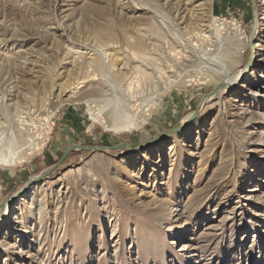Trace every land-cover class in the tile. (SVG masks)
<instances>
[{"label": "rangeland", "instance_id": "obj_1", "mask_svg": "<svg viewBox=\"0 0 264 264\" xmlns=\"http://www.w3.org/2000/svg\"><path fill=\"white\" fill-rule=\"evenodd\" d=\"M195 1L193 6L205 20L198 25L190 18L172 21L155 0H0V98L12 99L7 105L17 103V116L23 119L19 122L14 111L0 108V149L7 124L20 149L30 146L26 160L0 166V207L8 196L23 189L21 196L40 184L38 195L46 214L42 221L35 209L23 211L28 234L17 233L21 237L16 241L28 238L30 249L17 243L0 264H264V90L257 97L244 93L239 88L245 80L230 92L223 89L212 96L195 120L172 136L178 145L171 154V140L159 142L161 149L159 143L150 145L154 150L149 162L139 155L150 146L133 154L74 151L51 173L29 182L72 145L134 148L188 119L223 80L208 76L197 59L200 51L206 58L212 54L215 41L214 31L209 40L196 37L202 24L215 23L223 38L236 42L240 35L245 44L241 55L227 60L229 74L243 71L250 58L248 71L264 73V49H255L264 42V8L256 0L253 6L250 0ZM178 29L190 38L191 49L176 39ZM139 31L148 50L133 49L131 41ZM177 45L192 59L185 75L192 79L161 91L156 84L161 74H145L141 65L160 66L158 52ZM105 48L113 57L101 55ZM91 49L103 57L105 67L79 84L76 96L92 98L95 89L109 90L111 97L106 98L115 97V103L95 96L92 108L105 107V125L117 108L134 119L137 128L112 132L93 122L84 103H65L50 117L59 93L49 96L51 83L74 84L89 75L87 68L76 70L82 59L75 52H88L83 57L89 60L95 54ZM126 60L135 67L129 76L134 78L132 86L113 88V70ZM133 155L135 174L144 167L143 178L115 181V167ZM154 161L161 162L152 165ZM101 188L109 202L97 209L94 196ZM147 229L156 234L157 247L151 250L140 242ZM81 232L89 239L85 251L74 244V234Z\"/></svg>", "mask_w": 264, "mask_h": 264}, {"label": "bare ground", "instance_id": "obj_2", "mask_svg": "<svg viewBox=\"0 0 264 264\" xmlns=\"http://www.w3.org/2000/svg\"><path fill=\"white\" fill-rule=\"evenodd\" d=\"M155 1L159 2L161 6L165 7L168 10V12L170 13L172 17V21H175V20L183 21L186 18H190L191 20H193V22H196L195 25H198L197 23L199 22H202V23L205 22V20H203V17L199 14L198 10L196 9L197 6H193V3L196 2L195 0H155ZM256 1H257L256 4H258L259 7L264 8V0H256ZM262 19H264V17ZM176 31H177L176 33L178 34L177 36H179L180 38H178L176 35L175 37L180 42V44L184 45L185 49L186 48L191 49L192 47L190 45L191 43L190 38L185 39L186 36L183 33H181L179 29ZM211 31H214L213 36L215 39L214 44H213V49L211 50L213 53L210 55H207V58H206V54L202 53L201 51L197 54L198 56L197 59L202 60L200 61L201 65L203 66L201 69H203L204 72L207 71V75L210 77H216V76L223 77L222 83L225 86L224 89H226L229 92L236 85L240 86L239 85L240 82L245 80L244 83L240 86L239 90L242 89L244 93L249 92V94H252L256 97L263 95L264 83L260 81L262 80L264 73L262 74L261 71H259L258 73L247 71L245 74H243V71L240 70V71H237L235 74H232V75L229 74V64L230 63L227 60L233 59L234 56L237 54L241 55L244 50L245 44L240 41L241 40L240 35H237L238 39L236 42H229L226 37L225 38L222 37V34L219 32V27L215 23H213V25L202 24L201 29H199V31L195 33V35L196 37L201 38V40L203 38H204L203 40H206V39L209 40ZM107 34L110 40L114 39V36L111 33H107ZM138 35H139L138 37L133 38L131 41L133 49L140 51L143 49L146 50L147 48L148 50L149 43L145 41L146 39L145 40L143 39V37L145 38L144 34L141 33V31H139ZM181 35L183 36L182 38H181ZM150 45L154 46L153 44H150ZM177 47L178 45L176 47L175 46L171 48L168 47L166 49L167 52L165 51L163 52L161 51L160 53L158 52L159 54L158 56L161 57L160 66H152L151 64L141 65V66H144L145 68L143 70V73L145 74H149L151 76V73H148V72L146 73V70H150L153 73L156 72L158 74H161L158 76L160 80L156 81V84L160 85V87L162 88L161 91H165V89L168 86L184 84V83L189 82L188 79L190 80L192 79L191 76H185L187 74L186 68L189 65L187 61L189 62L192 59L189 58V56H187L188 51L183 50V48H177ZM258 48L264 49V42L257 43L255 45V49L257 50ZM150 50L154 52L158 51L154 49L153 47L152 48L150 47ZM90 51H95V54H91L93 58H87L89 60H86L83 57V55H89L88 52L81 51V50H78L77 52H75L77 56L76 58L82 59V62L80 63L79 68L76 70L81 71V70H85L86 68L89 69L88 71L89 75L87 74V76L82 77L81 78L82 80L80 82L77 81L76 83L73 84L66 80L65 83L55 84L51 81L52 83H51L50 89H48L49 92L47 93L49 94V96H52L56 90H59V93L56 97H54L55 101L51 105L52 110L50 112V117L54 116L57 110L65 103H84L87 106L88 111L91 115V119L93 120L94 123H98L102 125H105L106 123H108L106 122V117L103 114L105 107L103 106L98 109H94L92 107L93 105L97 103V100H98L94 98L95 96H99V98L106 101V103H109V104L115 103V100H116L115 97L112 99L106 98L109 96L111 97V94L108 93L109 90L107 91L104 89H95L92 91L93 92L91 96L92 98H90L88 94L86 95L82 94L80 96H76L75 94L76 92H74V90L77 89V86L79 84L85 83L86 79L90 77L91 75L94 76V73L96 71L104 70L105 60L103 59V57H100V55H98L96 50L94 49L93 50L91 49ZM101 55L105 56V59L113 57V54L108 53V48L103 49ZM170 55H172L173 57H171ZM74 59L75 58H73L72 60ZM257 63H259V61H257ZM134 69L135 67H131V65L127 62V60L124 61V63L121 61V67L116 70H113L112 80L115 83V85L114 86L112 85V87L118 89L123 84L126 86V88H128L134 81V78L131 79V77H129L131 70H134ZM67 93H70V95L67 96L66 99H62V96L64 95L66 96ZM8 96L10 97V95ZM210 99L211 98L207 99L204 102V104L207 103ZM9 101H12V99L8 98L7 96L1 97L0 98V108H5L7 110L14 111L15 113L14 115H16L15 117L18 119L19 122H21V120H23L21 119L22 116H17L19 105H17V103L7 105L6 103ZM111 113H112L111 114L112 120L108 125H105V127L109 128L110 131L122 133V132H127V131H130L138 127L134 119H130L129 117L126 118L125 115L119 111V109L116 108ZM186 119L187 118L184 119V122ZM2 128H3V133L5 134V137H4L5 143L3 145V148L5 147V149L3 148L0 149V152L4 150L5 151L4 153L2 152L0 154V166H4V167L12 166L13 167L16 164H19L22 160L27 159L26 157L27 149L26 148H30V146L26 145L24 146V148L20 149L16 141L14 132L11 129V125L7 124L3 126ZM45 134L47 133L45 132ZM172 136H170L167 139V140H171V142L168 144V147H169L168 150L170 151V154L172 151H174L176 144H177V140ZM38 137H40V135H38ZM159 142H166V141H159ZM158 146L161 149L163 146V143H159ZM153 147L154 146H150L146 152L141 153V155H139L140 158L149 162V160L151 159V154L154 150ZM35 149H37V146H35ZM130 154H133V153H130ZM135 160H137V158H135L133 155V156H129L128 160H124L123 161L124 163L119 162V167H115L114 169L115 171L111 175L112 178L115 181H122V179L131 181L136 177V175H138L142 179L144 176V167L142 168L141 173L135 174V170H134L136 166ZM160 162L161 161H158V162L154 161L152 165H159ZM131 188L132 187H130V189ZM39 191H40V184H34L33 186L30 187V189L26 193L22 194L21 196L20 195L17 196L13 200V203L12 201L10 202L8 201L7 203H5L4 209L0 213V259L2 257H5L6 254L13 252V249L17 245V243H20V246L24 247V249L26 248L30 249L29 242H31V240H29L28 238H24L22 240L16 241L17 239H20L21 237V235H17V233L28 234L24 230L26 228L25 227L26 225L22 217L24 210H27V212L29 213L32 211V209H35V211H37V215L41 216V217H38V219L42 221L44 220V217L46 216L45 211H44L45 207L42 202V199H39V195H38ZM94 198L95 199L93 203L96 205L100 203L106 204L109 202L107 200V192L105 188H101L100 191L96 192ZM98 207L99 205L97 206V209ZM97 209H96V212L101 214L99 210ZM35 211H32V212H35ZM136 224L138 225V223ZM125 225H127L128 227L125 229V231L128 233L130 230L129 223L127 222ZM42 231H43L42 228L39 229L38 234L41 233ZM13 233H16V236L14 238H13ZM141 234H142L141 235L142 237L140 239V242L142 244L141 246L145 247V249L148 248V250L153 249V247H157V244L154 241L156 234L152 230L147 229V231L142 232ZM74 235L76 237L74 241L75 246L80 247L84 251L88 250L89 239H88L86 232H81L79 234L76 233ZM23 251L25 250L22 249V253H24ZM25 253H30V252L26 250Z\"/></svg>", "mask_w": 264, "mask_h": 264}, {"label": "water", "instance_id": "obj_3", "mask_svg": "<svg viewBox=\"0 0 264 264\" xmlns=\"http://www.w3.org/2000/svg\"><path fill=\"white\" fill-rule=\"evenodd\" d=\"M252 3V6L254 5V0H250ZM255 18L253 19V26H252V30H251V37L253 35V33L255 32ZM252 63V58L249 59L248 63L246 64L244 70H243V74H245L250 65ZM224 84L223 83H219L218 85H216L213 90L208 94L205 95L200 103V105L196 108V110L192 113V115L182 124H178L175 125L173 127H171L170 129H168L167 131H165L164 133L160 134L159 136L146 141L144 144L134 147V148H130L128 145L122 144V145H117V146H112V147H105V146H83V145H72L70 146L64 153L63 155L58 159V161L52 165L46 172H44L43 174L37 176L36 178H33L31 180H29L30 183L35 182L38 179H41L43 177H45L46 175H48L49 173H51L53 170H55L61 163H63L69 156L71 153H73L74 151H100V152H107L110 150H126L128 153H134L137 151H141L144 148H146L147 146L151 145V144H155L159 141H166L170 136H172L173 134L181 131V130H185V128H187L189 126V124H191L195 118L197 117V115L199 114L201 107L203 106L204 102L211 98L212 96H214L215 94H217L219 91L224 89ZM23 191V189L19 190L14 196H8L3 203L1 204L0 210L1 212L4 209L5 203H7L9 200H14L17 196H19L21 194V192Z\"/></svg>", "mask_w": 264, "mask_h": 264}]
</instances>
